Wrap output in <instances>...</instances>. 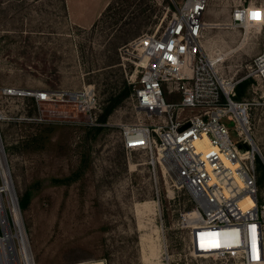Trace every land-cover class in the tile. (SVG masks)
<instances>
[{"label":"rangeland","instance_id":"374dc122","mask_svg":"<svg viewBox=\"0 0 264 264\" xmlns=\"http://www.w3.org/2000/svg\"><path fill=\"white\" fill-rule=\"evenodd\" d=\"M182 1L0 0V137L36 264H216L189 252L190 227L182 214L196 207L190 191L161 169L155 176L144 151L124 147L126 126L162 118L138 112L129 98L106 123L92 124L73 105L33 104L32 97L7 93L91 85L100 104L123 88L124 79L134 88L138 77L126 48L141 35L163 31ZM261 1L208 2L202 44L208 55L223 58L218 71L224 78L244 77L261 50L259 27L233 29L231 13ZM253 77L251 134L264 157V84ZM166 100L178 102L180 95ZM183 112L189 117L198 110ZM258 179L263 203V168ZM2 201L15 233L7 192Z\"/></svg>","mask_w":264,"mask_h":264},{"label":"built area","instance_id":"2783aa9c","mask_svg":"<svg viewBox=\"0 0 264 264\" xmlns=\"http://www.w3.org/2000/svg\"><path fill=\"white\" fill-rule=\"evenodd\" d=\"M208 2L183 0L175 5L163 31L141 35L130 43L132 49L126 48L138 77L131 100L138 112L162 120L126 126L123 143L127 153L148 155L155 176L161 169L192 194L198 214L190 217L194 209L182 214L190 227V254L216 264H264V206L258 204L256 167L263 155L251 134L253 102L234 98L236 86L250 76L264 84V0L238 6L231 13V28L257 25L261 33L260 53L238 80L222 77L218 69L223 58L204 50L203 15ZM7 93L29 96L37 103L73 105L92 124H99V99L91 85L81 91L8 89ZM176 94L180 101L166 100V95ZM185 108L198 112L187 117ZM22 242L15 236L8 248L0 250V264H36Z\"/></svg>","mask_w":264,"mask_h":264},{"label":"bare ground","instance_id":"6f19581e","mask_svg":"<svg viewBox=\"0 0 264 264\" xmlns=\"http://www.w3.org/2000/svg\"><path fill=\"white\" fill-rule=\"evenodd\" d=\"M248 27V26H247ZM2 141L0 137V178L2 179V183L0 181V214L3 220V234L0 236V250L5 247L8 248L9 243H12V240L15 236H18L21 239L23 246L26 248L29 258L31 259V249L27 234L23 232V228L21 226V212L19 208L18 201L13 191V185L10 178V170H8L5 153L3 151ZM3 192H7V194L11 197L12 208L14 212V225L16 228V232H13L12 223L7 217V211L2 201ZM197 215V212H193V214ZM0 255H2L0 253Z\"/></svg>","mask_w":264,"mask_h":264},{"label":"trees","instance_id":"16d2710c","mask_svg":"<svg viewBox=\"0 0 264 264\" xmlns=\"http://www.w3.org/2000/svg\"><path fill=\"white\" fill-rule=\"evenodd\" d=\"M109 10H110V7H109ZM254 81H255L254 77H251V76L242 80L236 86L234 98L236 100H244V101L250 100L255 92L254 87H253ZM133 89H134L133 84L129 83L127 80L124 79L123 88L120 89V91L116 92L115 94L112 93L110 96H108L105 99V101L104 100L101 101V103L99 104V111H98V123L102 125L106 123L109 117L111 116V114L116 109H118L124 103L125 100L129 98L131 99ZM32 100H33V104H35L34 98ZM95 129L100 130L101 126H98ZM256 167H257V173H258L259 168L264 169V163L259 158H257ZM260 185L261 183L259 182V179H258V188L259 187L261 188ZM27 201H28V195L26 194L25 198L23 197L21 201V208L26 207ZM258 204H261V206H264V202L261 203L259 199H258Z\"/></svg>","mask_w":264,"mask_h":264},{"label":"snow or ice","instance_id":"6c2138e0","mask_svg":"<svg viewBox=\"0 0 264 264\" xmlns=\"http://www.w3.org/2000/svg\"><path fill=\"white\" fill-rule=\"evenodd\" d=\"M254 18H259V14L258 13H253Z\"/></svg>","mask_w":264,"mask_h":264},{"label":"water","instance_id":"95a60500","mask_svg":"<svg viewBox=\"0 0 264 264\" xmlns=\"http://www.w3.org/2000/svg\"><path fill=\"white\" fill-rule=\"evenodd\" d=\"M3 146V145H2ZM3 151H4V153H5V150H4V147H3ZM262 161H263V163H264V159L263 158H260ZM6 161H7V159H6ZM8 166V165H7ZM8 170H9V167H8ZM13 191H14V189H13Z\"/></svg>","mask_w":264,"mask_h":264}]
</instances>
